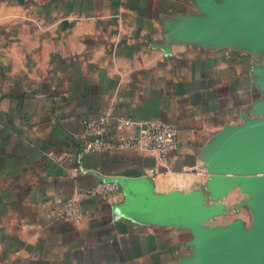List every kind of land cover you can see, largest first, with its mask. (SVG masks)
I'll return each mask as SVG.
<instances>
[{"label":"crops","instance_id":"0c3cea01","mask_svg":"<svg viewBox=\"0 0 264 264\" xmlns=\"http://www.w3.org/2000/svg\"><path fill=\"white\" fill-rule=\"evenodd\" d=\"M244 3L0 0V264H230L231 231L264 263V19ZM105 114L171 124L178 148L81 154ZM105 178L118 197L58 215Z\"/></svg>","mask_w":264,"mask_h":264},{"label":"built area","instance_id":"2783aa9c","mask_svg":"<svg viewBox=\"0 0 264 264\" xmlns=\"http://www.w3.org/2000/svg\"><path fill=\"white\" fill-rule=\"evenodd\" d=\"M84 128L81 154L126 150L152 154L160 161H164L170 152L178 148L179 144L177 128L162 120L136 122L131 119H119L112 124L111 114H105L86 120ZM112 132L116 135L113 136ZM191 170L202 174L198 166L191 167ZM119 193L120 184L117 181L103 180L91 190L81 191L77 196L67 200H60L58 215L78 225L85 216L81 203L84 198L118 197Z\"/></svg>","mask_w":264,"mask_h":264},{"label":"water","instance_id":"95a60500","mask_svg":"<svg viewBox=\"0 0 264 264\" xmlns=\"http://www.w3.org/2000/svg\"><path fill=\"white\" fill-rule=\"evenodd\" d=\"M238 12H256L262 19H264V0H245L244 5L238 9ZM256 161L261 164L264 163V150L260 152ZM104 180L117 181L120 184L119 180L114 178H105ZM221 240H233L236 244L235 257L230 264H264L257 261L262 248V242L259 238L237 231H231Z\"/></svg>","mask_w":264,"mask_h":264}]
</instances>
